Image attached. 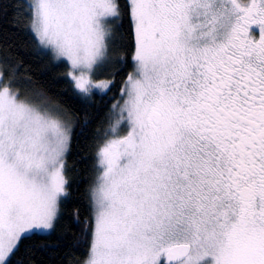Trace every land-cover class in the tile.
Returning a JSON list of instances; mask_svg holds the SVG:
<instances>
[{
    "label": "snow or ice",
    "instance_id": "obj_1",
    "mask_svg": "<svg viewBox=\"0 0 264 264\" xmlns=\"http://www.w3.org/2000/svg\"><path fill=\"white\" fill-rule=\"evenodd\" d=\"M13 8L80 99L119 83L94 138L90 240L68 264H264V0ZM20 69L0 58V264H34L25 241L51 237L71 196L73 121Z\"/></svg>",
    "mask_w": 264,
    "mask_h": 264
},
{
    "label": "trees",
    "instance_id": "obj_2",
    "mask_svg": "<svg viewBox=\"0 0 264 264\" xmlns=\"http://www.w3.org/2000/svg\"><path fill=\"white\" fill-rule=\"evenodd\" d=\"M3 9L0 12V58L8 57L19 62L21 75L28 79L26 90L35 88L43 92L62 105L73 121L72 141L66 158L71 196L66 201L65 213L51 237L25 241V247L35 246L34 264H68L70 256L67 254L80 260L84 258L86 244L90 240V236L82 233L85 231V218L90 220L92 216L88 191L97 174L94 138L97 128L107 126L106 114L111 104L120 99L119 83L106 95L96 94L91 102L80 99L66 75V63L54 62L50 55L41 54L30 32L13 25V0H4ZM122 23L126 26V21ZM130 51L125 49V55ZM131 71L129 58L117 80ZM99 78L104 79L105 76ZM73 209H79V222L72 215Z\"/></svg>",
    "mask_w": 264,
    "mask_h": 264
}]
</instances>
